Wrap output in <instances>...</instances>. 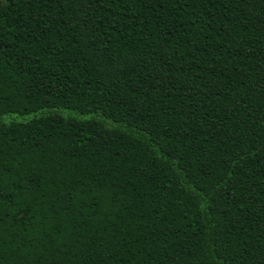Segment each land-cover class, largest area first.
Wrapping results in <instances>:
<instances>
[{
  "label": "trees",
  "instance_id": "16d2710c",
  "mask_svg": "<svg viewBox=\"0 0 264 264\" xmlns=\"http://www.w3.org/2000/svg\"><path fill=\"white\" fill-rule=\"evenodd\" d=\"M0 264H264V0H0Z\"/></svg>",
  "mask_w": 264,
  "mask_h": 264
}]
</instances>
